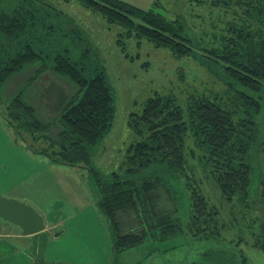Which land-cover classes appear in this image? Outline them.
<instances>
[{
  "label": "rangeland",
  "instance_id": "rangeland-1",
  "mask_svg": "<svg viewBox=\"0 0 264 264\" xmlns=\"http://www.w3.org/2000/svg\"><path fill=\"white\" fill-rule=\"evenodd\" d=\"M126 1L144 8H157L171 17L180 15L186 23V34L193 40L194 51L177 56L170 48L159 47L145 38L122 36L121 26L108 23L78 0L47 1L55 4L58 13L44 12L43 19L46 23H57L52 33L35 43V48L42 52L47 69L38 81L27 84L26 96L38 106L44 118L60 113L69 99L57 111L42 94L49 82L48 76L55 77V57L64 53L84 66L87 72L96 67L105 70L114 91L115 113L109 130L92 146L91 162L79 166L57 162L54 166L46 164L49 156L31 151L32 147L28 145L29 142L35 147H45L47 143L43 139L30 140L33 133L18 130L10 123L3 126L0 122V194L9 198L27 196L23 201L42 212L46 220L42 231L27 234L29 238L24 240L31 248L28 252L30 264H264V200L261 194L264 181V98H261V111L255 116L259 124L258 137L250 153L246 154L252 165L249 197L235 194L233 199L225 198L214 180L203 183L209 207L217 212L220 234L194 235L195 226L190 219L191 189L183 176L169 170L166 162L151 163L135 172L130 171L128 162L130 145L141 140L131 129L129 117L131 119L133 111L141 112L146 101L156 93L176 98L189 121L188 103L193 97L209 98L234 108L237 91H250L227 74L220 58L207 53V49L215 50L218 55L221 53L236 5L231 8L223 3L213 4V0ZM226 3H232V0ZM68 20L71 24L64 23ZM72 28L80 31L78 36L62 38L60 32ZM30 69L15 74L5 91L11 95L17 93L32 74ZM62 85L73 92L72 86ZM254 94L261 97L262 92ZM3 96L0 94V101ZM7 107V102H3V114ZM91 168L106 176L112 177L116 172L121 179L139 181L164 173L178 197V216L184 231L161 240L151 238L134 247L114 250L115 253L111 235L110 249L103 248L100 231H85L100 224H71L68 220L72 215H96L88 201L97 197ZM199 173H202L200 166L196 168L198 178L201 177ZM166 206L170 208V203ZM55 215L59 217L57 223H54ZM127 216L122 222H128ZM62 218L68 221L58 223ZM72 226H82L84 230L74 235L68 232ZM128 226L125 224V228ZM21 241L16 240V243ZM3 246L5 240H0V253ZM5 257L0 254V264Z\"/></svg>",
  "mask_w": 264,
  "mask_h": 264
},
{
  "label": "trees",
  "instance_id": "trees-1",
  "mask_svg": "<svg viewBox=\"0 0 264 264\" xmlns=\"http://www.w3.org/2000/svg\"><path fill=\"white\" fill-rule=\"evenodd\" d=\"M47 1L51 0H0V94H5L3 102L8 105L4 114L16 129L33 133L30 140L43 139L47 143L45 147H35L25 138L33 151L46 154L57 163L88 165L92 146L109 130L115 113L114 91L105 70L96 67L87 72L69 54H58L53 78L75 91L72 89V96L60 113L49 119L25 94L27 84L38 81L47 69L42 52L35 48L36 41L52 33L57 23L43 19L44 12L58 13L55 4ZM78 1L108 23L121 26L122 36L145 38L159 47L170 48L177 56L194 51L193 40L186 34V23L180 15L171 17L157 8H144L126 0ZM226 1L213 0V4L223 3L231 8L236 5L228 24L229 34L219 55L215 50L216 53L207 49V53L220 58L227 74L250 91H237L234 108L209 98L193 97L188 103L189 121L176 98L156 93L141 112L133 111L128 121L133 132L141 137L129 147L130 171L166 162L169 170L183 176L191 189L190 219L195 236L220 234L217 212L209 207L203 191L206 180H214L225 198L233 199L235 194L249 197L252 165L246 154L258 137L255 116L261 111L264 98V0ZM64 23L71 24L69 20ZM79 33L74 28L60 32L62 38H74ZM28 68H32V74L27 83L15 94L5 91L8 81ZM93 71L96 73L92 74ZM49 85L50 82L43 86L47 89ZM251 91L262 92L261 97ZM199 166L200 178L196 174ZM91 169L93 189L109 221L114 250L184 231L178 216V197L164 173L139 181L121 179L116 172L111 177ZM261 194L264 200V181ZM126 215L125 223L122 218ZM125 224L129 226L125 228Z\"/></svg>",
  "mask_w": 264,
  "mask_h": 264
},
{
  "label": "crops",
  "instance_id": "crops-1",
  "mask_svg": "<svg viewBox=\"0 0 264 264\" xmlns=\"http://www.w3.org/2000/svg\"><path fill=\"white\" fill-rule=\"evenodd\" d=\"M47 80L50 82V85L47 89L45 87L43 88V92H44V94H42L43 98H47L50 101L52 107H55L57 105L56 107H59V109H61L64 104L63 102H66L72 96V94L63 88L62 83H60L58 79L56 80L54 78H51V76H48ZM45 86L47 87V84H45ZM57 88H59V93H57ZM2 103L3 101H0V122L2 123L3 126H7L9 122L6 119V117H4V114L1 111ZM6 132H9V129H7V127H6ZM35 153H38V152H35ZM38 154H42V153H38ZM46 162H48L46 164H49L50 166H54V164L56 163L52 161L50 157ZM25 179L23 181H25ZM26 198L28 197L25 195H22L21 198H18V199L19 200L21 199L23 201ZM95 198H96V201H95ZM95 198H93L92 200H88V201L91 202V205L94 208L93 212L96 215H90V214L89 215L84 214L81 216L72 215L68 217V220L71 224H84V223L100 224L101 226L99 227L93 226L92 230H90L91 228H89L85 231L87 232L88 231L90 232L100 231L102 234L101 241L104 243L102 247L105 249H110L108 247L109 245L112 244L113 236H112V241H111L112 233L110 231V226L108 225L109 221L106 215L101 210L98 204V201H97V197ZM40 213L44 217V214L42 212ZM58 219L59 217L55 215L54 223H57ZM66 221L63 220L62 218L58 223H61V222L66 223ZM45 225H46V220H45ZM0 228H2L0 229V240H5V246H3V250L0 254L3 256H6L5 260H3L1 264H30L31 257L28 254V252H30L31 248L29 247V244H28L29 242L26 245L24 243V240L26 238H29L28 236L29 234L27 235V233L24 232L22 227H20L19 225L11 221L5 220L2 216H0ZM83 230H84V227L82 226H72V228L68 229V232H71L75 235L76 233L81 232ZM2 238H5V239H2ZM8 238H11V239L8 240ZM20 239H22L23 241L16 243V240H20ZM112 249H113V245H112ZM113 252H114V249H113Z\"/></svg>",
  "mask_w": 264,
  "mask_h": 264
},
{
  "label": "water",
  "instance_id": "water-1",
  "mask_svg": "<svg viewBox=\"0 0 264 264\" xmlns=\"http://www.w3.org/2000/svg\"><path fill=\"white\" fill-rule=\"evenodd\" d=\"M57 93H59V88H57ZM56 106L54 110L58 111L59 107ZM0 216L22 227L27 234H35L45 228L43 215L32 205L16 198L5 197L1 194Z\"/></svg>",
  "mask_w": 264,
  "mask_h": 264
}]
</instances>
